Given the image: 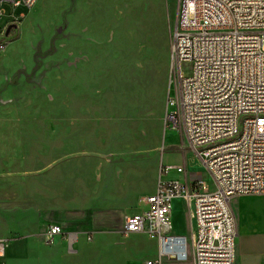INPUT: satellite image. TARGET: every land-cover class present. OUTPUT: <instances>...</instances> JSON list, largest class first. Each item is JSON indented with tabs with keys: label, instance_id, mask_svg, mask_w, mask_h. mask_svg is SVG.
I'll return each mask as SVG.
<instances>
[{
	"label": "rangeland",
	"instance_id": "1",
	"mask_svg": "<svg viewBox=\"0 0 264 264\" xmlns=\"http://www.w3.org/2000/svg\"><path fill=\"white\" fill-rule=\"evenodd\" d=\"M177 2L0 3V264H146L157 244L122 234L124 218L161 179L214 191L168 117ZM51 225L79 242L47 243ZM189 233L178 202L172 234Z\"/></svg>",
	"mask_w": 264,
	"mask_h": 264
},
{
	"label": "built area",
	"instance_id": "2",
	"mask_svg": "<svg viewBox=\"0 0 264 264\" xmlns=\"http://www.w3.org/2000/svg\"><path fill=\"white\" fill-rule=\"evenodd\" d=\"M3 1L30 10L39 0ZM172 62L176 93L168 101L169 121L215 189L204 180L161 179L143 200V213L124 218L122 234L156 241L157 258L146 264L186 261L191 250L195 264H236L238 228L230 200L264 196V0H179ZM184 64L190 65L187 73ZM171 171L187 173L183 166ZM176 199L193 209L190 242L172 234ZM45 236L47 243L64 238L69 246L80 238L60 225ZM3 250L0 243V255Z\"/></svg>",
	"mask_w": 264,
	"mask_h": 264
},
{
	"label": "crops",
	"instance_id": "3",
	"mask_svg": "<svg viewBox=\"0 0 264 264\" xmlns=\"http://www.w3.org/2000/svg\"><path fill=\"white\" fill-rule=\"evenodd\" d=\"M22 15L24 14L22 13ZM194 157L198 159L195 155ZM203 170L205 171V177H207L208 174L205 167ZM178 202L187 205L183 199H176L173 203V211ZM230 203L237 220L238 228L236 264H264V196H238L232 198ZM188 209L190 215V233L183 237H186L190 242L192 241L195 229V220L193 209L190 207ZM156 258L157 253L152 260ZM163 262L164 264H195L192 250L190 251L189 259L186 261L164 259Z\"/></svg>",
	"mask_w": 264,
	"mask_h": 264
},
{
	"label": "trees",
	"instance_id": "4",
	"mask_svg": "<svg viewBox=\"0 0 264 264\" xmlns=\"http://www.w3.org/2000/svg\"><path fill=\"white\" fill-rule=\"evenodd\" d=\"M26 13H24V15H25ZM169 15L167 16V20H166V22L168 23V21H169ZM15 21H18V22H21L22 21V19L20 18V17H18ZM14 21V22H15ZM4 29H2V28H0V34L2 33V31H3Z\"/></svg>",
	"mask_w": 264,
	"mask_h": 264
},
{
	"label": "water",
	"instance_id": "5",
	"mask_svg": "<svg viewBox=\"0 0 264 264\" xmlns=\"http://www.w3.org/2000/svg\"><path fill=\"white\" fill-rule=\"evenodd\" d=\"M178 5H179V0H178V2H177V13H176L175 29H176V26H177Z\"/></svg>",
	"mask_w": 264,
	"mask_h": 264
}]
</instances>
